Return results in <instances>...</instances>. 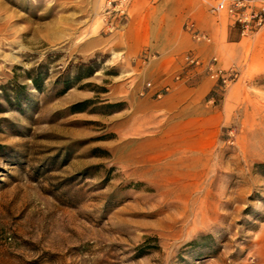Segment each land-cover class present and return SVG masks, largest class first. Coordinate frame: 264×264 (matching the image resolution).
I'll return each instance as SVG.
<instances>
[{
    "label": "rangeland",
    "instance_id": "rangeland-1",
    "mask_svg": "<svg viewBox=\"0 0 264 264\" xmlns=\"http://www.w3.org/2000/svg\"><path fill=\"white\" fill-rule=\"evenodd\" d=\"M105 5L0 0V264H264V25L211 54L236 71L214 130H155L130 104L154 54Z\"/></svg>",
    "mask_w": 264,
    "mask_h": 264
},
{
    "label": "crops",
    "instance_id": "crops-1",
    "mask_svg": "<svg viewBox=\"0 0 264 264\" xmlns=\"http://www.w3.org/2000/svg\"><path fill=\"white\" fill-rule=\"evenodd\" d=\"M212 0H131L137 6L151 3L141 11L136 9L132 16H128L114 42L125 55L133 56L147 48L154 54L142 73V78L151 79L158 86L169 82L171 89L158 98L136 96L130 99V104L148 123L176 124L183 127L197 126L198 130H214L221 120L227 116L225 101L218 105L204 102L213 82L204 75H198L187 82H172L170 71L181 66L182 61L177 55L186 49H193L203 57L211 54L219 56V63L225 65L228 59L226 45L239 41V33L235 25L220 19H214L207 14L206 5ZM144 13V16L141 13ZM191 19L195 26L211 36L210 42L195 41L184 30L183 23ZM100 42L93 38L91 44ZM228 42V43H227ZM107 45L111 46L110 40ZM142 86L137 89L140 91ZM166 119V120H165Z\"/></svg>",
    "mask_w": 264,
    "mask_h": 264
},
{
    "label": "built area",
    "instance_id": "built-area-1",
    "mask_svg": "<svg viewBox=\"0 0 264 264\" xmlns=\"http://www.w3.org/2000/svg\"><path fill=\"white\" fill-rule=\"evenodd\" d=\"M208 11L212 15L225 14L231 24L240 29L241 34H249L264 25V0H212L208 5ZM105 12L113 14L112 19L118 18L124 24L129 15V0H106ZM183 28L195 41L210 40L209 35L197 28L191 19L184 21ZM151 55L152 53L144 48L140 51L138 58L145 62ZM177 57L181 59L182 64L170 71L171 81L186 82L198 70H204L214 80L208 95L210 102H214L216 92L236 75L233 67L228 69L221 67L216 55L203 57L193 49H186ZM171 87L172 84L169 82L157 86L154 81L146 80L140 93L158 98L168 92Z\"/></svg>",
    "mask_w": 264,
    "mask_h": 264
},
{
    "label": "trees",
    "instance_id": "trees-1",
    "mask_svg": "<svg viewBox=\"0 0 264 264\" xmlns=\"http://www.w3.org/2000/svg\"><path fill=\"white\" fill-rule=\"evenodd\" d=\"M29 73H30V71H29ZM28 76H30V78L32 79L33 83L38 86V78L35 75H33V74H28ZM84 102H86V100L75 102L72 105V108L74 110H81V109H83V106H81V105L84 104ZM122 103L124 104V102H121L120 104H122Z\"/></svg>",
    "mask_w": 264,
    "mask_h": 264
}]
</instances>
